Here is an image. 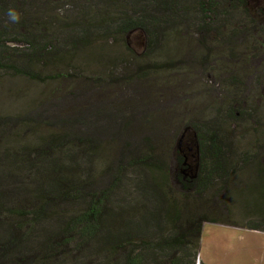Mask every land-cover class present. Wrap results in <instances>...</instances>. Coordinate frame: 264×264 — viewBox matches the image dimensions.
Listing matches in <instances>:
<instances>
[{
  "label": "trees",
  "instance_id": "obj_1",
  "mask_svg": "<svg viewBox=\"0 0 264 264\" xmlns=\"http://www.w3.org/2000/svg\"><path fill=\"white\" fill-rule=\"evenodd\" d=\"M10 8L20 14L18 22L9 20ZM263 22L264 0H0V70L49 82L79 52L113 39L132 55L122 64L129 73L113 82L131 83L147 79L150 70L175 67L155 56L160 42L180 36L183 27L198 34L203 65L220 42L236 46L237 37L255 29L261 50ZM136 32L145 39L139 54L130 38ZM100 79L93 78L91 97ZM229 84L233 103L227 99L210 118L184 124L173 163L158 147L159 137L135 142L142 122L131 128L121 109L112 111L101 100L69 114H1L0 264H205L197 259L204 224L222 219L195 204L215 181L227 189L231 176L257 158H246L230 131L257 107H242L243 79L232 77ZM74 95L79 102L88 97ZM188 132L196 133L197 165L188 156ZM110 141L119 145L104 170L99 160ZM260 174L264 200V170ZM171 183L187 192L177 195ZM263 226L264 216L250 223Z\"/></svg>",
  "mask_w": 264,
  "mask_h": 264
},
{
  "label": "rangeland",
  "instance_id": "obj_2",
  "mask_svg": "<svg viewBox=\"0 0 264 264\" xmlns=\"http://www.w3.org/2000/svg\"><path fill=\"white\" fill-rule=\"evenodd\" d=\"M180 33L168 41L164 38L155 56L158 62H175V67L163 68L157 73L150 70L147 79L131 83L127 80L113 82L117 75L129 73L130 69L124 71L122 64L132 56L122 42L113 39L101 40L97 46L79 52L76 60L63 65L58 70L60 76L49 82L5 75L0 70V115L44 110L69 114L90 105L86 104L88 102L101 100L112 111L121 109L118 110L124 118L132 122H129L131 128L142 122L143 128L134 131L135 142L144 136L159 137L158 147L173 163L177 156L175 144L184 124L197 117L210 118V113L221 111L227 105V99L233 103L229 82L232 77H240L246 82V90L240 91L241 97L244 96L242 107L249 103L257 107V111L253 117L231 125V138L242 152L245 151L246 158L255 154L257 158L239 174L231 176L227 189L220 187L222 181H215L211 191L203 195L206 199L209 196L211 202L203 198V202H196V208L201 207V211L222 219L204 224L197 259L205 264H264V226L262 229L250 227L251 221H260L264 216V200L259 193L263 186L258 183L260 172L264 170V44L258 50V44L253 41L259 39L255 29L249 32L251 34L237 37L236 46L231 41L220 42L212 51L210 61L202 65L197 57L206 50L198 34L185 27ZM130 38L139 54L144 48L143 34L136 32ZM261 40L264 42V37ZM212 45L215 47L213 42ZM95 50L96 56L93 55ZM91 58H95L94 61ZM71 64L81 66L78 69ZM95 77L101 79L91 97ZM110 79L112 83H106ZM79 91L88 96L80 102L74 95ZM116 142L110 141L101 153L99 161L104 170L116 156L114 151L119 145ZM171 184L177 195L187 192Z\"/></svg>",
  "mask_w": 264,
  "mask_h": 264
},
{
  "label": "water",
  "instance_id": "obj_3",
  "mask_svg": "<svg viewBox=\"0 0 264 264\" xmlns=\"http://www.w3.org/2000/svg\"><path fill=\"white\" fill-rule=\"evenodd\" d=\"M188 135V137H187V146H188V156H189V158L193 161V162H195V164L197 165V163H198V158H199V154H200V149H199V145H198V143H197V141H196V133H194V132H188L187 133ZM183 142H184V139L182 138L181 140H180V148L182 149V144H183Z\"/></svg>",
  "mask_w": 264,
  "mask_h": 264
},
{
  "label": "clouds",
  "instance_id": "obj_4",
  "mask_svg": "<svg viewBox=\"0 0 264 264\" xmlns=\"http://www.w3.org/2000/svg\"><path fill=\"white\" fill-rule=\"evenodd\" d=\"M8 18L12 22H18L20 19V14L13 8H10L7 12Z\"/></svg>",
  "mask_w": 264,
  "mask_h": 264
}]
</instances>
